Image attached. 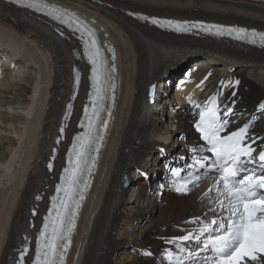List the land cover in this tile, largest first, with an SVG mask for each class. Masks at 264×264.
Here are the masks:
<instances>
[{
    "label": "bare ground",
    "instance_id": "1",
    "mask_svg": "<svg viewBox=\"0 0 264 264\" xmlns=\"http://www.w3.org/2000/svg\"><path fill=\"white\" fill-rule=\"evenodd\" d=\"M45 2L71 11L94 30L106 51L107 69L115 68L109 74L117 84L98 168L91 189L80 202L64 264H159L164 250L178 251L167 241L194 229L197 217L212 215L217 198L209 192L208 183L187 194L161 191L158 185L149 187L145 182L133 185L129 192L123 184L143 169L152 154L163 157L162 147L169 133L166 129L175 130L172 142L182 151L196 141L188 133L191 116L186 99L195 101L212 93H225L222 102L241 116L247 112L251 115L264 103V48L200 33L175 35L141 17L234 25L264 32V0ZM196 57L199 60L186 69L176 90L168 93L172 102H161V109L147 102L148 86L155 84L157 96L164 99L161 86L188 59ZM0 60L7 67L6 72H0V97L9 91V85L21 88L23 79L18 77L22 72L31 69L34 75L31 92L25 90L27 96L18 107L9 103L5 107L0 101V124L4 125V120L8 127L21 123L15 129L5 127L4 132L10 131L12 137L0 141V149L5 147L0 152V264H16L24 245H29L30 251L23 261L30 264L48 199L87 97L89 66L75 34L4 0H0ZM18 65L21 72L12 70L11 66ZM74 67L81 73L75 99ZM7 75L9 80L3 83ZM68 103L72 114L63 120ZM173 106L184 114H176L170 108ZM158 110L164 112L165 120L158 118ZM163 123L169 128L161 130ZM62 125L64 131L59 133ZM254 131L263 134L264 141V114L259 115ZM58 137H63L59 143ZM54 148L50 171L47 163ZM157 161L149 170L153 182L163 175L157 168L163 160L160 157ZM127 195L130 198L126 200ZM118 229L123 232L118 234ZM139 252L151 255L143 258Z\"/></svg>",
    "mask_w": 264,
    "mask_h": 264
},
{
    "label": "snow or ice",
    "instance_id": "2",
    "mask_svg": "<svg viewBox=\"0 0 264 264\" xmlns=\"http://www.w3.org/2000/svg\"><path fill=\"white\" fill-rule=\"evenodd\" d=\"M14 3H22V6L44 12L46 15L58 20L63 24L75 25L73 31L87 33L92 37L90 42L85 40V54L92 65L91 79L94 93L90 94L92 103L91 112L85 107L84 112L88 123L81 125L87 128V132L74 138L72 147L69 149L68 166L63 169L60 176V183L56 185L57 195L51 199L52 207L44 218V224L36 241L34 264H63L67 251L71 245V234L76 227V216L80 207V201L84 199V192L89 186L88 180L83 177L87 169L89 172L94 167L96 157L89 156L90 150L95 146L99 152L98 141L103 139L101 134L96 133V122L103 111L104 93L109 86L111 79L109 72H114V66L108 70L105 61L101 57L97 41L90 29L70 15L67 10L56 5H50L45 0H13ZM148 20V17H141ZM151 23L161 27H170L177 32L189 31L187 22L159 21L151 19ZM191 27H202V30L211 31L215 29L216 35H231L235 33L236 39L248 38L249 43L255 44L257 38L260 45L264 47V33H257L254 30L249 33L243 28H228L222 26H201L197 24ZM77 83L79 76L76 77ZM207 79V77H205ZM203 83V81H201ZM238 83V82H237ZM114 89L115 85H111ZM69 108L71 105L68 106ZM197 107H200L197 105ZM264 110V103L259 105ZM228 109L227 112H230ZM102 126L107 128L108 121L103 120ZM224 121L215 99L199 112V120L195 124L199 139L205 142L206 151L211 156H204L194 161V165L200 168H214L220 175L217 191L218 198L215 200L217 207L228 215L222 219L213 218L210 224H202L199 232H187L184 235L174 237L167 243L175 244L179 253L186 252L187 242L196 241L201 252L211 251L212 257L204 259V264H264V150L259 151L258 157L254 156L256 149L248 143L250 124H245L237 131L222 135ZM61 133L64 129L61 128ZM59 143V140L57 141ZM252 143H255L253 141ZM55 151V150H54ZM91 159V163L89 160ZM258 160L260 171H247L244 168L246 163H253ZM208 161H211L208 163ZM52 163L48 165L52 170ZM244 173L241 175V173ZM190 180L175 189L178 193L187 194L189 184L200 180L198 175H192ZM212 189H209V192ZM63 193V195H60ZM207 195V193L205 194ZM78 197V198H77ZM37 199H40L38 196ZM215 211V210H214ZM35 211L33 215H35ZM199 221V217L196 218ZM215 226V227H213ZM62 242V243H60ZM28 248L25 247L20 253V264H23ZM144 255H151L145 252ZM197 252L187 251V257L176 255L173 261V254L168 253L170 264H185V259L195 260Z\"/></svg>",
    "mask_w": 264,
    "mask_h": 264
},
{
    "label": "rangeland",
    "instance_id": "3",
    "mask_svg": "<svg viewBox=\"0 0 264 264\" xmlns=\"http://www.w3.org/2000/svg\"><path fill=\"white\" fill-rule=\"evenodd\" d=\"M197 59L199 60V57H196V58H192V59H190L188 62L186 61V63H184V64H182L181 66H180V69L178 68V71L179 72H177L178 74L180 73V72H182V71H184L186 68L188 69V68H190L191 66H192V63L193 62H195V61H197ZM19 66H21V65H18L17 67H16V70H17V68H18V71L19 72H21V70H22V68L21 67H19ZM20 68V69H19ZM25 70H27V68H25ZM25 70H23V71H25ZM23 74L22 75H20V77H18V78H21V79H23V84H21V88L19 89L18 88V86L17 85H9V91L8 92H4V93H2L1 94V97H0V101L1 102H3V104H5V107H7V103H9V105H15V106H19L20 105V103H21V101L27 96V94H29L30 92H31V88H32V85H33V78H34V75H33V72H32V70L30 69V70H27L26 71V73H24V72H22ZM183 73V72H182ZM181 73V74H182ZM9 75V74H8ZM8 75H7V78H6V80L3 82V83H7V80H9V78H8ZM15 75V74H14ZM14 75H12V77H14ZM16 76V75H15ZM12 79V78H11ZM28 86V87H27ZM26 89H28V92H27V94H26V92H25V90ZM161 103V102H160ZM163 103V102H162ZM161 107V104H159L158 105V109H161L160 108ZM4 109V108H3ZM160 113L161 114H164V112H161L160 110H158V118L161 120V118H163L164 119V117H163V115H160ZM4 122H5V124L4 125H2V124H0V141H7L8 139H10L11 137H12V134H11V132L10 131H7V132H4V130H5V127H7L8 129L10 128V127H12L13 129H15V127H19V126H21V123H12V126H9L8 127V124H6L7 123V120H4ZM164 124V125H163ZM163 124H161L160 125V129L161 130H165L166 128H167V126L169 125V124H167V123H163ZM170 126V125H169ZM169 126H168V128H169ZM170 129V128H169ZM167 130L166 129V132H168V131H170V130ZM170 133H172V132H169V133H167V137H166V139L164 140V143H165V141H166V143L167 142H172V141H170ZM164 137H165V135H164ZM168 145H170L169 143H168ZM168 145H166V147L168 146ZM6 146V145H5ZM172 146V145H171ZM181 148V147H180ZM5 151V147L4 148H1L0 149V152H4ZM150 159H148V161H149ZM134 175V179H136V174L134 173L133 174ZM134 179L132 180V182H130L131 184L133 183V181H134ZM136 180H138V179H136ZM139 181V180H138ZM135 183V182H134ZM130 184V185H131ZM127 191H128V189H126ZM131 191V189H129V192ZM130 198V196L129 195H127V197H126V200L127 199H129ZM130 205V204H129ZM123 232V230L122 229H118V234H121ZM119 253V252H118Z\"/></svg>",
    "mask_w": 264,
    "mask_h": 264
},
{
    "label": "water",
    "instance_id": "4",
    "mask_svg": "<svg viewBox=\"0 0 264 264\" xmlns=\"http://www.w3.org/2000/svg\"><path fill=\"white\" fill-rule=\"evenodd\" d=\"M153 90H154L153 87H151V88L149 89V94H148V100H149V103H152L153 100H154V96H153V94H152V91H153Z\"/></svg>",
    "mask_w": 264,
    "mask_h": 264
}]
</instances>
